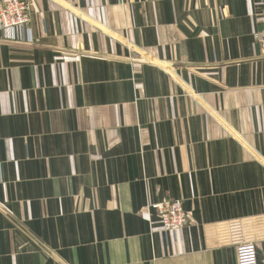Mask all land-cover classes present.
Listing matches in <instances>:
<instances>
[{
    "label": "crops",
    "instance_id": "crops-1",
    "mask_svg": "<svg viewBox=\"0 0 264 264\" xmlns=\"http://www.w3.org/2000/svg\"><path fill=\"white\" fill-rule=\"evenodd\" d=\"M30 2L33 42L0 36V264H239L216 225L264 215V0Z\"/></svg>",
    "mask_w": 264,
    "mask_h": 264
},
{
    "label": "built area",
    "instance_id": "built-area-1",
    "mask_svg": "<svg viewBox=\"0 0 264 264\" xmlns=\"http://www.w3.org/2000/svg\"><path fill=\"white\" fill-rule=\"evenodd\" d=\"M30 0H0V36L9 41L27 39L33 42L31 28L32 20ZM263 29L256 34L257 40L264 49V7L259 19ZM161 217V225L165 230L178 232L189 222L182 200L168 199L152 204ZM238 220L234 224L228 222L216 225L218 244L236 245L239 264H259L257 261V242L264 237V215ZM262 225L260 226V222Z\"/></svg>",
    "mask_w": 264,
    "mask_h": 264
}]
</instances>
